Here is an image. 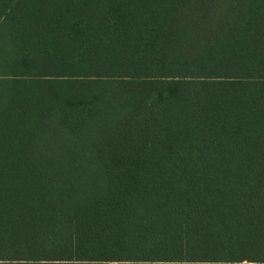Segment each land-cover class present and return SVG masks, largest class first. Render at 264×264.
<instances>
[{
    "label": "trees",
    "instance_id": "trees-1",
    "mask_svg": "<svg viewBox=\"0 0 264 264\" xmlns=\"http://www.w3.org/2000/svg\"><path fill=\"white\" fill-rule=\"evenodd\" d=\"M264 264V0H0V264Z\"/></svg>",
    "mask_w": 264,
    "mask_h": 264
},
{
    "label": "rangeland",
    "instance_id": "rangeland-1",
    "mask_svg": "<svg viewBox=\"0 0 264 264\" xmlns=\"http://www.w3.org/2000/svg\"><path fill=\"white\" fill-rule=\"evenodd\" d=\"M112 264H115V263H112Z\"/></svg>",
    "mask_w": 264,
    "mask_h": 264
}]
</instances>
